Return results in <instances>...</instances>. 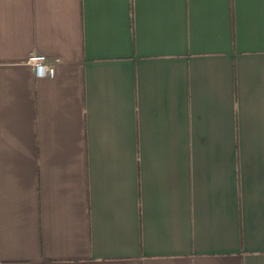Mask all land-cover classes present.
<instances>
[{"label":"crops","instance_id":"crops-1","mask_svg":"<svg viewBox=\"0 0 264 264\" xmlns=\"http://www.w3.org/2000/svg\"><path fill=\"white\" fill-rule=\"evenodd\" d=\"M0 264H264V0H0Z\"/></svg>","mask_w":264,"mask_h":264},{"label":"built area","instance_id":"built-area-1","mask_svg":"<svg viewBox=\"0 0 264 264\" xmlns=\"http://www.w3.org/2000/svg\"><path fill=\"white\" fill-rule=\"evenodd\" d=\"M59 60V58L49 60L48 57L44 54L33 53L30 56V62L35 69L36 77L54 76L55 63H58Z\"/></svg>","mask_w":264,"mask_h":264}]
</instances>
